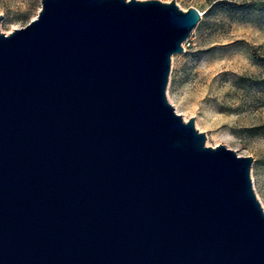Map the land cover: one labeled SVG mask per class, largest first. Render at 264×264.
<instances>
[{"label":"water","instance_id":"water-1","mask_svg":"<svg viewBox=\"0 0 264 264\" xmlns=\"http://www.w3.org/2000/svg\"><path fill=\"white\" fill-rule=\"evenodd\" d=\"M199 16L39 0L0 31V264H264L251 154L205 145L164 93Z\"/></svg>","mask_w":264,"mask_h":264},{"label":"rangeland","instance_id":"rangeland-1","mask_svg":"<svg viewBox=\"0 0 264 264\" xmlns=\"http://www.w3.org/2000/svg\"><path fill=\"white\" fill-rule=\"evenodd\" d=\"M167 1V0H166ZM200 16L170 55L164 93L174 110L223 143L252 156L249 177L264 211V0H174ZM39 0H0V31L24 25Z\"/></svg>","mask_w":264,"mask_h":264}]
</instances>
